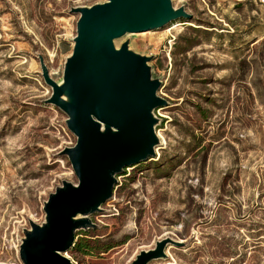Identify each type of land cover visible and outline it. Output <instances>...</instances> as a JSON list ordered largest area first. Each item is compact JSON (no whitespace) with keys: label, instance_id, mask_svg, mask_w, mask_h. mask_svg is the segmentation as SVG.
<instances>
[{"label":"rangeland","instance_id":"rangeland-1","mask_svg":"<svg viewBox=\"0 0 264 264\" xmlns=\"http://www.w3.org/2000/svg\"><path fill=\"white\" fill-rule=\"evenodd\" d=\"M104 1L0 0V264H22L29 221H44L63 181L77 183L59 155L76 138L44 103L40 60L61 81L78 20L70 10ZM171 3L192 19L116 41L151 58L168 102L154 111L160 145L116 177L89 216L96 227L76 232L92 250L66 252L72 264H129L166 237L182 245L149 264H264V0Z\"/></svg>","mask_w":264,"mask_h":264},{"label":"water","instance_id":"water-1","mask_svg":"<svg viewBox=\"0 0 264 264\" xmlns=\"http://www.w3.org/2000/svg\"><path fill=\"white\" fill-rule=\"evenodd\" d=\"M70 13L78 20L61 81L50 77L42 60L40 65L51 89L44 103L66 115V127L76 138L59 155L67 157L77 183L63 181L43 204L44 221H29L19 246L22 264H72L65 253L77 231L96 227L89 216L112 197L116 177L156 155L154 111L168 105L157 95L161 82L151 74V58L131 50L128 40L119 46L116 41L192 19L171 0H105ZM168 245L182 244L166 237L129 264L165 258Z\"/></svg>","mask_w":264,"mask_h":264},{"label":"trees","instance_id":"trees-1","mask_svg":"<svg viewBox=\"0 0 264 264\" xmlns=\"http://www.w3.org/2000/svg\"><path fill=\"white\" fill-rule=\"evenodd\" d=\"M115 246H117V245H115ZM112 247H114V246H110V247H107V248L105 247L104 248L105 250L103 251V253L104 252H108L110 249H112ZM85 249L92 250L91 248H89L88 246L83 244V242L77 241L74 244L73 248L71 250H69V252H71V251H81V250H85Z\"/></svg>","mask_w":264,"mask_h":264}]
</instances>
